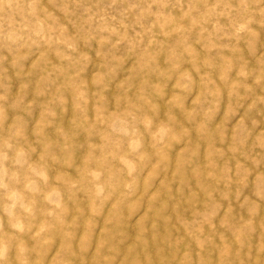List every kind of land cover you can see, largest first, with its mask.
Returning <instances> with one entry per match:
<instances>
[{
    "label": "clouds",
    "instance_id": "9594fccd",
    "mask_svg": "<svg viewBox=\"0 0 264 264\" xmlns=\"http://www.w3.org/2000/svg\"><path fill=\"white\" fill-rule=\"evenodd\" d=\"M262 109L264 0H0V264H264Z\"/></svg>",
    "mask_w": 264,
    "mask_h": 264
},
{
    "label": "rangeland",
    "instance_id": "374dc122",
    "mask_svg": "<svg viewBox=\"0 0 264 264\" xmlns=\"http://www.w3.org/2000/svg\"><path fill=\"white\" fill-rule=\"evenodd\" d=\"M93 47H94V45H93ZM121 52H123V46H122V48H121ZM92 70H94V66H93V68H90V71H92ZM160 103H161V107H162V109H163V107H164V102L161 100L160 101ZM223 114V108H221V115ZM226 115V114H225ZM253 117H255L256 119H260L261 120V124H262V126H264V109H262L261 110V114L260 115H257V113H252L251 114ZM178 116H179V113H178ZM181 119H182V117H180ZM69 119H71V117H69ZM51 129L49 130V132L51 133ZM79 151H77V157L79 156ZM56 178H60L59 177V174L57 175V177ZM82 199V198H81ZM107 215V214H106ZM103 227V225H101V228ZM98 236H99V232H97V238H98Z\"/></svg>",
    "mask_w": 264,
    "mask_h": 264
},
{
    "label": "bare ground",
    "instance_id": "6f19581e",
    "mask_svg": "<svg viewBox=\"0 0 264 264\" xmlns=\"http://www.w3.org/2000/svg\"><path fill=\"white\" fill-rule=\"evenodd\" d=\"M98 239H99V236H98Z\"/></svg>",
    "mask_w": 264,
    "mask_h": 264
}]
</instances>
